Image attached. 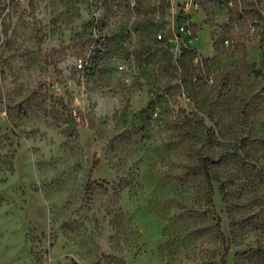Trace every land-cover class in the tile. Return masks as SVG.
Masks as SVG:
<instances>
[{"label":"rangeland","instance_id":"obj_1","mask_svg":"<svg viewBox=\"0 0 264 264\" xmlns=\"http://www.w3.org/2000/svg\"><path fill=\"white\" fill-rule=\"evenodd\" d=\"M0 264H264V0H0Z\"/></svg>","mask_w":264,"mask_h":264},{"label":"trees","instance_id":"obj_2","mask_svg":"<svg viewBox=\"0 0 264 264\" xmlns=\"http://www.w3.org/2000/svg\"><path fill=\"white\" fill-rule=\"evenodd\" d=\"M214 162H215V160L214 159H211L210 157H203L202 158L201 165H202V168L204 170V173H205V175H206V177L208 179H209V176H210V174H209L210 164L211 163H214Z\"/></svg>","mask_w":264,"mask_h":264},{"label":"built area","instance_id":"obj_3","mask_svg":"<svg viewBox=\"0 0 264 264\" xmlns=\"http://www.w3.org/2000/svg\"><path fill=\"white\" fill-rule=\"evenodd\" d=\"M79 66H80V67L82 66V63H81V62L79 63Z\"/></svg>","mask_w":264,"mask_h":264}]
</instances>
